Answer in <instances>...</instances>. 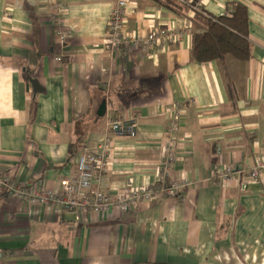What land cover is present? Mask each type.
<instances>
[{"label": "crops", "instance_id": "0c3cea01", "mask_svg": "<svg viewBox=\"0 0 264 264\" xmlns=\"http://www.w3.org/2000/svg\"><path fill=\"white\" fill-rule=\"evenodd\" d=\"M127 3L126 32L170 26L183 39L147 56L114 55L105 40L115 0H0V172L60 193L83 147L109 140L93 189L190 185L104 214L0 193V264H264V177L252 181L245 171L264 154V0ZM236 3L248 10L251 60L194 62L192 34ZM174 109L177 156L161 180ZM113 120L137 128L123 135L110 130ZM218 167L235 169L231 181L216 177Z\"/></svg>", "mask_w": 264, "mask_h": 264}, {"label": "built area", "instance_id": "2783aa9c", "mask_svg": "<svg viewBox=\"0 0 264 264\" xmlns=\"http://www.w3.org/2000/svg\"><path fill=\"white\" fill-rule=\"evenodd\" d=\"M175 1L182 4L188 2V0ZM127 6V0H115L105 40L109 53L117 55L119 52L130 51L147 56L152 54L153 50L176 45L183 39V32L170 26L153 29L145 35L126 32ZM60 10L65 11L62 4H60ZM58 32L61 39H64V33ZM58 60L61 61V59ZM175 110H171V135L163 141V163L158 170V174L162 177L161 180L169 177V171L177 156L175 140L172 137V134L176 132L179 119V112ZM135 128H137L136 123L127 126L121 120L110 122V130L123 135L131 134ZM110 151L109 140L103 141L95 149L84 146L76 165L77 175L73 179L62 182L60 193L51 192L40 183L31 186L19 185L3 172H0V193L10 196L25 205H35L79 214L89 212L104 214L109 212L110 209L129 212L140 202L177 197L183 188L190 185L186 179L169 181L166 184L159 180L157 184L146 185L142 188H136L128 183L122 191L120 190L114 194L106 193L100 189L95 190L93 184L96 181V176L106 170L107 161L111 155ZM245 171L252 181L263 178L264 154L261 160L245 169ZM214 172L216 177L220 178L224 184L231 181L236 173L235 169L227 167H218Z\"/></svg>", "mask_w": 264, "mask_h": 264}, {"label": "trees", "instance_id": "16d2710c", "mask_svg": "<svg viewBox=\"0 0 264 264\" xmlns=\"http://www.w3.org/2000/svg\"><path fill=\"white\" fill-rule=\"evenodd\" d=\"M224 16L206 20V28L192 34V60L214 62L226 56L234 60H251L248 35V10L240 3L230 5Z\"/></svg>", "mask_w": 264, "mask_h": 264}, {"label": "water", "instance_id": "95a60500", "mask_svg": "<svg viewBox=\"0 0 264 264\" xmlns=\"http://www.w3.org/2000/svg\"><path fill=\"white\" fill-rule=\"evenodd\" d=\"M28 79L32 83V86L34 88L35 93L41 92L43 90L35 79H33L31 77H29ZM105 102L106 101H103L101 103L99 110L97 112V115L99 118L104 117L106 112H107V103H105Z\"/></svg>", "mask_w": 264, "mask_h": 264}]
</instances>
